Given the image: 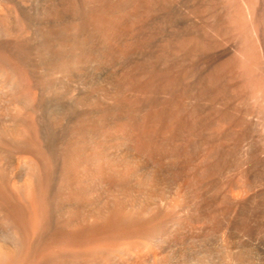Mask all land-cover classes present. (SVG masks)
<instances>
[{
    "label": "rangeland",
    "instance_id": "obj_1",
    "mask_svg": "<svg viewBox=\"0 0 264 264\" xmlns=\"http://www.w3.org/2000/svg\"><path fill=\"white\" fill-rule=\"evenodd\" d=\"M0 204L11 264H264V0H0Z\"/></svg>",
    "mask_w": 264,
    "mask_h": 264
},
{
    "label": "bare ground",
    "instance_id": "obj_2",
    "mask_svg": "<svg viewBox=\"0 0 264 264\" xmlns=\"http://www.w3.org/2000/svg\"><path fill=\"white\" fill-rule=\"evenodd\" d=\"M85 41V40H84ZM78 42V41H77ZM75 43V42H74ZM72 44V43H71ZM84 44V43H83ZM74 45V44H72ZM71 45V46H72ZM78 45V44H76ZM87 45V44H86ZM89 46V45H88ZM68 47V46H67ZM94 47V45H93ZM92 49V48H91ZM72 51V48L70 49ZM79 51L76 52L77 50H75V52H71V51H67V55L66 57H64V63H63V67L65 68L64 72L65 74L68 73V75H70V72H73V70H84L93 66H96L98 64H100L102 62L101 59V55L100 57L96 54V51L93 52L95 49L90 50L85 46L80 47L78 49ZM119 52V51H118ZM117 53V52H116ZM107 54V53H106ZM60 56V55H59ZM105 57V54L103 55L102 58ZM110 57V56H109ZM106 58V57H105ZM113 59V58H112ZM105 61V60H104ZM108 61V60H107ZM61 62V61H59ZM57 69V68H56ZM60 69V68H59ZM57 69V70H59ZM62 69V68H61ZM78 71V72H79ZM13 117V116H12ZM15 117V116H14ZM13 119V118H12ZM17 119V118H16ZM15 121V120H14ZM4 123V122H3ZM12 123V122H11ZM17 123V122H15ZM5 125V124H4ZM99 126V125H98ZM115 126V125H114ZM3 127V126H2ZM16 127V126H15ZM113 127V126H112ZM100 128V126H99ZM120 127L115 126L113 127L111 130H97V133L99 134L96 137V141H95V148H94V152L96 154V159L98 161V163L100 164V166L102 165V167H107V169L109 170V172L114 171L116 168H122L125 166H128L129 164H132V162L134 161V156L132 157L130 155L129 152L125 151V144H124V140H125V136L123 131L121 129H119ZM16 129H18L16 127ZM15 129V130H16ZM125 130V129H124ZM14 131V130H13ZM18 131V130H17ZM101 132V133H100ZM16 133V132H14ZM5 134V132L3 133ZM13 134V133H12ZM21 134V133H20ZM6 135V134H5ZM15 136V135H14ZM14 138V137H13ZM17 138V137H16ZM15 138V139H16ZM18 139V138H17ZM95 139V137H94ZM127 139V138H126ZM2 141V140H1ZM8 142V141H7ZM15 142V141H14ZM127 143V142H126ZM127 148V147H126ZM129 148V147H128ZM128 150V149H127ZM7 154V153H6ZM10 155V154H9ZM77 157H79V153L75 152V154ZM73 155V156H74ZM12 157V156H11ZM137 159V158H136ZM135 159V160H136ZM12 160V159H11ZM10 160V161H11ZM135 162V161H134ZM133 162V164H135ZM11 164H8L10 169V172L13 173L14 170V166H16L15 164H17L16 162H14V160H12L11 162H9ZM97 163V162H96ZM76 166V165H75ZM79 166V165H78ZM133 166V165H132ZM75 168V167H74ZM107 170V171H108ZM117 170V169H116ZM131 170V169H130ZM7 171V170H6ZM5 172V171H4ZM115 172V171H114ZM133 172V171H132ZM118 173V172H117ZM138 173V172H137ZM110 174V173H109ZM108 174V175H109ZM115 174V173H113ZM13 175V174H12ZM11 175V176H12ZM111 176V175H109ZM138 176V175H137ZM121 177V176H120ZM140 178V177H139ZM75 179V178H74ZM122 179V178H121ZM138 180V179H137ZM113 181V180H112ZM116 181V180H115ZM117 182V181H116ZM110 183V182H109ZM114 183V182H113ZM118 183V182H117ZM139 183V182H138ZM116 186H118V184L114 185L112 184L111 187L115 188ZM119 189H121V186H118ZM127 188V187H125ZM130 198L129 196L126 194H124V196L121 197V199L119 200H115L112 203V212L116 213H122V214H126L128 215L129 211H131V207L133 206V204L130 203V201H128ZM131 200V199H130ZM1 205V204H0ZM132 205V206H131ZM131 209V210H130ZM110 210V209H109ZM5 212V211H4ZM7 213V211H6ZM131 213V212H130ZM121 214V215H122ZM134 214V213H133ZM119 215V214H118ZM10 216V215H9ZM108 216V215H107ZM113 216V215H112ZM120 217V216H119ZM1 218V217H0ZM117 218V217H116ZM4 220V219H3ZM13 220V219H12ZM116 220V219H115ZM113 217L109 218V224L110 226H114L115 222ZM124 226V225H123ZM126 226V225H125ZM1 227V225H0ZM146 238V237H145ZM148 241V240H147ZM146 242V241H145ZM144 242V244H145ZM132 243V242H130ZM137 243V242H136ZM134 244V243H133ZM136 245V244H135ZM138 245V243H137ZM140 245V244H139ZM104 250V249H103ZM111 251V250H110ZM124 252V251H123ZM152 253V252H151ZM100 254V253H99ZM101 255V254H100ZM154 255V254H153ZM13 251L11 249L10 246L8 245H4V244H0V263L1 264H11L12 259H13ZM160 257V256H159ZM114 258V257H113ZM102 258H100L101 260ZM103 260V259H102ZM160 260V259H159ZM163 260V259H162Z\"/></svg>",
    "mask_w": 264,
    "mask_h": 264
}]
</instances>
